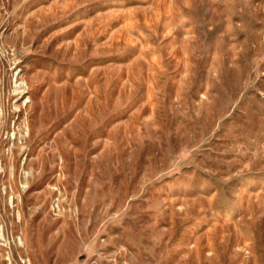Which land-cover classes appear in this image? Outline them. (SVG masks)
Wrapping results in <instances>:
<instances>
[{"label": "rangeland", "instance_id": "374dc122", "mask_svg": "<svg viewBox=\"0 0 264 264\" xmlns=\"http://www.w3.org/2000/svg\"><path fill=\"white\" fill-rule=\"evenodd\" d=\"M0 264H264V0H0Z\"/></svg>", "mask_w": 264, "mask_h": 264}]
</instances>
